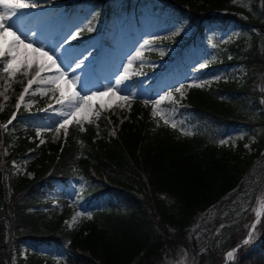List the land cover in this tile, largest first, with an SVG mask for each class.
I'll return each instance as SVG.
<instances>
[{"label":"trees","instance_id":"16d2710c","mask_svg":"<svg viewBox=\"0 0 264 264\" xmlns=\"http://www.w3.org/2000/svg\"><path fill=\"white\" fill-rule=\"evenodd\" d=\"M152 1L161 0L66 3L90 9V27L80 35L86 39L105 19ZM163 1L194 22V34L239 20L235 39L208 50L220 66L241 64L242 77L189 87L179 126L136 101L113 132L117 121L106 112L90 120L79 114L59 143L41 142L19 117L22 109L14 119L13 108L0 111V264L17 257V264H223L246 237L264 190V0ZM232 126L246 131L236 144L222 141ZM20 159L31 176L15 170ZM71 180L91 212L78 228L68 223L75 213ZM60 183L53 204L49 193ZM229 264H264V213Z\"/></svg>","mask_w":264,"mask_h":264},{"label":"rangeland","instance_id":"374dc122","mask_svg":"<svg viewBox=\"0 0 264 264\" xmlns=\"http://www.w3.org/2000/svg\"><path fill=\"white\" fill-rule=\"evenodd\" d=\"M66 1L26 0L37 3L38 7L17 10L19 19L13 17L12 21L13 31L17 30V35L22 34L21 39L28 37L25 43H32L33 47L43 46L45 51L55 49L54 53L49 54L57 58V64L62 71L48 69L50 62L47 58L37 53L30 57L28 53L33 52L32 49H25L23 45L17 50V60L12 64L14 71L5 72L0 68V111L13 108L15 117H18L16 114L22 109L24 114L19 117L25 125L35 127L41 142L49 139L53 143L64 141L70 124L67 129H59V123L66 115L75 112L78 106L83 108L79 114L85 120L106 112L112 120L117 121L114 122L111 132L128 119L136 101L144 103L146 107L151 105V114L154 117H160L172 126H179L184 123L179 107L182 106L189 87L211 85L226 80L231 75L241 78L245 72L241 64L220 66L214 63L210 59L212 52L209 53L208 50L216 44L229 42L240 34L242 26L237 19H233L226 27H222L219 22L210 24L202 34H194L193 21L177 17L168 2L152 1L127 11L121 18L106 20L99 32L87 39H80L81 31L87 26L90 27V9H72ZM237 1L246 5L250 0ZM0 11L9 10L0 8ZM78 26L82 29L79 38L73 40L65 51L57 48L59 42ZM180 29L182 31L176 34V30ZM33 32L36 33L35 36H32ZM189 38L191 42L183 44ZM12 40L11 34H7L3 47L7 49ZM145 40L149 43L144 44ZM137 51L141 53L139 57L136 56ZM81 54L84 55L86 66L77 70L73 76L71 70L60 64V60L65 56L79 59L82 58ZM0 59L3 65L9 57L3 56ZM201 62L207 67L198 70ZM41 64L45 65V70L37 76ZM63 72L68 74L58 80ZM119 75L125 76V80L117 86L114 78ZM76 77L87 82L89 88L99 92H109L111 88L116 95L111 92L106 96L98 95L87 102L89 107L81 97L85 93L91 96L93 92L82 90ZM30 80H35L36 83L28 88ZM25 88H28L26 93ZM177 88L180 90L176 91ZM261 89L264 93V84ZM61 93L63 103L59 102ZM21 95L24 96L22 101ZM121 96H127L128 99L121 100ZM68 118L72 120L70 115ZM183 129L187 134L193 130L188 122ZM245 133L241 126H232L225 131L222 141L236 144ZM250 145L251 141L246 143L248 149ZM15 167L16 171L32 175L28 171V160L20 159L15 162ZM69 183L73 189L70 200L75 213L68 223L71 227L78 228L91 219V212L86 202L82 201L76 182L71 180ZM62 186L61 183L57 184L55 190L49 193L53 204L59 203ZM260 192L259 207H263L264 190ZM38 250L45 251L43 247ZM26 254V247L23 246L20 255L25 258ZM57 256L62 257L61 254ZM18 259L19 257L15 260L16 264ZM178 264H183V260L178 261Z\"/></svg>","mask_w":264,"mask_h":264},{"label":"snow or ice","instance_id":"6c2138e0","mask_svg":"<svg viewBox=\"0 0 264 264\" xmlns=\"http://www.w3.org/2000/svg\"><path fill=\"white\" fill-rule=\"evenodd\" d=\"M37 7H38L37 3H29V2H26V0H0V8L9 10L7 12L0 11V57H3V56L9 57L7 62L3 64L2 66H0L3 68V71L5 72L14 71V69L12 68V64L17 60V50L19 49L21 45H23L25 49H32L33 53H37L40 56L47 58V60L50 62L47 65L48 69L56 68L57 71H62V69H60V66L57 64V58L54 57V55L49 54L50 52L54 53L55 49H49L48 51H45L43 46L33 47L32 43H25V39H28V37H25V39H21L22 34L17 35L18 31L17 30L13 31V26H12L13 17H16L17 19H19L17 10L35 9ZM80 30H82L80 29V26L71 30L68 36L65 39H63L61 42H59V44L57 45V48H62L63 51H65L73 40H77L79 38ZM180 31H182V29L176 30V34H179ZM7 34H11V36L13 37V40L8 44L7 49H5L3 47V41ZM35 35L36 33L33 32L32 36H35ZM148 43L149 42L147 40L144 41V44H148ZM140 55L141 53L137 51L136 56L139 57ZM81 56L82 58H79V59H69L68 57L65 56L62 60H60V64H63L66 69L71 70L72 75L75 76L77 70H82L86 66L85 58H83L84 55L81 54ZM86 59L88 60L89 57H87ZM129 64H131V61H129ZM25 67H30V65H25ZM205 67H207V65L201 62L199 64L198 70H202ZM44 70H45V65L43 64L39 65V71L37 72V76H40V73L43 72ZM124 71L127 72V69H125ZM67 74H68L67 72H63V75L61 77H58V80L63 79V77L66 76ZM76 78L80 82V87L82 90L88 89L89 91L93 92V95L91 96L85 93V95L81 97V99L85 102V104H87V102H90L92 99H94L98 95L106 96V95H109V92H111L112 95H116L115 92L111 91V88H109V92H99L98 90L89 88V84L83 81L82 78L80 77H76ZM114 79H115V84L119 86L124 82L125 76L119 75L118 78H114ZM53 82L57 83V81H53ZM34 83H36L35 80L28 81V88H30L32 84ZM28 88L24 89L25 93L28 91ZM179 90H180L179 88L176 89V91H179ZM23 99H24V96L21 95L20 100L22 101ZM63 99H64L63 93H61V100L59 102L63 103ZM120 99L127 100L128 97L121 96ZM87 106L90 107V104H87ZM82 110L83 108L81 106H78L75 112H72L66 115L63 118V121L59 123V126H58L59 129H67L68 125L71 123V119H69L68 116L70 115L72 119H75L79 115L80 111ZM12 118L13 119L15 118V113H13ZM251 238H252V231L250 230L249 236L243 241V244L244 245L248 244ZM228 255L231 256L232 253L230 252L228 253Z\"/></svg>","mask_w":264,"mask_h":264},{"label":"water","instance_id":"95a60500","mask_svg":"<svg viewBox=\"0 0 264 264\" xmlns=\"http://www.w3.org/2000/svg\"><path fill=\"white\" fill-rule=\"evenodd\" d=\"M261 215H262V213L261 214H259L258 215V217H261ZM255 224H256V220L254 221V223H253V226H252V228L250 229L251 231H253V229H254V226H255ZM250 232V231H249ZM248 238V237H247ZM243 243V242H242ZM242 243H240V244H238L237 246H235L231 251H229L228 253H230V252H232V251H234V250H236ZM229 261H230V259L229 258H227V260L225 261V263L224 264H228L229 263Z\"/></svg>","mask_w":264,"mask_h":264},{"label":"bare ground","instance_id":"6f19581e","mask_svg":"<svg viewBox=\"0 0 264 264\" xmlns=\"http://www.w3.org/2000/svg\"><path fill=\"white\" fill-rule=\"evenodd\" d=\"M29 51H27V53H28ZM28 55L30 56V57H32V55H33V52H31V53H28ZM44 65V64H43ZM262 209V207L260 208V210ZM260 212V211H259Z\"/></svg>","mask_w":264,"mask_h":264}]
</instances>
